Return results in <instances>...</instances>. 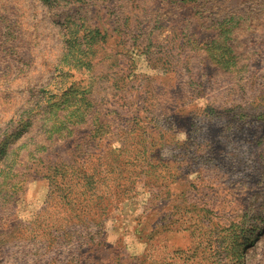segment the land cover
<instances>
[{"label": "rangeland", "instance_id": "374dc122", "mask_svg": "<svg viewBox=\"0 0 264 264\" xmlns=\"http://www.w3.org/2000/svg\"><path fill=\"white\" fill-rule=\"evenodd\" d=\"M0 264H264V0H0Z\"/></svg>", "mask_w": 264, "mask_h": 264}]
</instances>
